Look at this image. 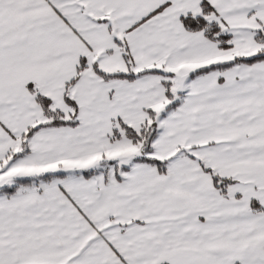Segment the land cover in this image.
Segmentation results:
<instances>
[{
    "label": "snow or ice",
    "instance_id": "6c2138e0",
    "mask_svg": "<svg viewBox=\"0 0 264 264\" xmlns=\"http://www.w3.org/2000/svg\"><path fill=\"white\" fill-rule=\"evenodd\" d=\"M0 264H264V0H0Z\"/></svg>",
    "mask_w": 264,
    "mask_h": 264
}]
</instances>
